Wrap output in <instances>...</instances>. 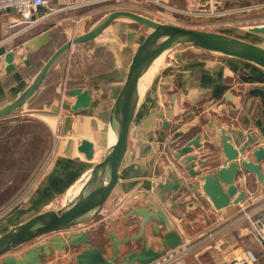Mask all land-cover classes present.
I'll return each mask as SVG.
<instances>
[{
    "label": "crops",
    "instance_id": "crops-1",
    "mask_svg": "<svg viewBox=\"0 0 264 264\" xmlns=\"http://www.w3.org/2000/svg\"><path fill=\"white\" fill-rule=\"evenodd\" d=\"M47 1L49 7L53 9H63L67 6L70 8L63 12L60 11L49 20L18 34L14 32L20 26H13L16 15L14 13L0 15V47H4L5 52H14L13 63L15 65V69L6 74L4 71L6 63L3 55L0 56V109L15 101L30 85L36 75L30 79L29 73L32 72L41 55L43 57V54L48 53L42 63L43 66L53 53L66 43L67 40L61 36L59 31L63 26H73L71 18L81 14H95L97 11L100 14L98 19L102 20L113 11L116 4L140 3L138 0ZM162 1L179 9L184 15L203 11L204 13L201 14L204 18L225 16L221 18V21L218 19L208 20L211 24L220 23L225 28L214 31L250 42L252 41L234 34L233 28L229 25L240 18H248L245 21L249 22L253 15L258 14L254 9L249 8L252 7L250 5L264 2V0ZM248 8L249 10H247ZM213 10L222 11L224 14L215 13ZM45 12H47L45 8L40 9V13ZM236 12L238 13L234 16L233 14ZM254 23V26L264 25V22L262 24ZM78 25L76 30L79 28L78 32L82 35L97 24L87 27L85 24ZM130 25L132 23L129 21L117 19L93 39L94 44H112L115 53L111 63L113 69L96 70L95 76L91 77L89 81L86 79L87 84H76V80L71 81L61 70L68 66L72 69L71 51H67L55 61L44 81L49 74L55 73L53 78L45 84L43 81L38 89L41 91H37L29 99L39 96L45 88H48L45 87L48 86V83L54 85L53 81L57 76L61 77V83H65V87L69 81L68 90L77 87L83 88L92 96L91 105L78 111L70 109L75 97L72 94H66V91L62 104L57 101L50 104L49 112L55 115L58 113L59 117L53 116L57 124L55 122L56 129L52 132H56L57 141L53 144L48 162L49 167L45 169L42 178L30 191L32 196L27 204L31 205L29 211L16 216L19 222L11 227L23 223L45 210L58 207L68 193L80 185L85 173L97 161V156L101 155L107 136L110 108L123 84L131 56L140 42V39H136V36L131 34ZM137 38L140 37L137 36ZM133 41H136L137 44L132 48ZM25 59L29 60L28 65L23 64ZM168 59V62L163 67H158L144 83L131 125L132 137L137 141L139 154L136 155L130 143L119 170L120 183L112 191L104 206L117 205L127 196L130 197L132 203L127 201L119 217L105 225L100 230L101 233H93L94 230H92L90 232L92 234H89L92 245L98 247L104 245L102 248L105 257L109 256L111 252L108 247L110 241H104V237L108 235L107 229L117 233L119 238L132 236L139 232L140 220L134 215L128 216L131 206L155 201L173 227L180 233L182 239L188 237L193 241L204 237L219 217H227L236 212L238 205L216 211L204 196L199 195L200 189L191 190L195 178L188 175L186 161H182L183 157L181 156V159L175 157L176 149L183 146L188 140L193 139L197 134L201 135L200 146L193 148L189 154L196 158L194 166L189 169H200L202 173L212 171L210 167L212 162L214 165L215 157L219 158L218 165H221L224 160L221 137L218 133L219 128L225 129L236 148L244 147L250 152L259 147L264 149V69L244 60L202 51L190 46L173 50ZM58 69L59 71H57ZM61 110L63 114L60 112ZM155 112L160 115L156 116L155 122L146 127L148 119L153 117ZM213 113L216 114L213 115ZM61 114L62 116H60ZM58 118L60 122L57 121ZM69 139L73 145L67 150ZM80 139H87L94 143L96 155L93 161L86 160L82 154L76 151L75 146ZM147 148L149 149L143 153ZM252 160L255 162L253 157ZM198 161L205 163V166L199 165ZM259 163L262 164L264 173V159ZM180 177L186 180V184L180 183L177 189L168 193L166 203L161 205L158 199L159 193H161L157 188L158 183L172 181ZM236 183L240 190L244 189L247 192L244 201L239 205H243L244 202H249L251 199L259 202L264 198V187L259 190V185L251 173L241 170L236 175ZM156 190L157 193H155ZM132 195L136 196L131 197ZM230 208H234L232 213H229ZM11 215L12 213L1 219L0 223L4 224L3 227L10 226L9 220L15 218L8 220ZM261 215L262 212H258L254 218L258 223L260 233L249 224L241 223L238 226V229L243 228L241 233L238 232V229L230 230L221 236V244L217 249L204 246L188 256L186 263L233 264L238 258H246L248 253H251L256 258L255 264H264V220L260 219ZM158 228L161 233L166 231V228L161 224H158ZM7 230L1 232L0 235ZM86 230L88 231V229H84V231ZM145 231L146 235L153 236L150 226H146ZM259 234L262 236V241ZM47 238L48 236L37 238L31 244L12 251V255L19 256L32 244L43 243ZM139 242L132 243V250L137 248L135 244L139 247ZM151 243H153L152 240ZM80 249L81 247H78L76 251L79 252ZM73 254H70V251L54 252L50 258H46L44 264H71ZM0 264H2L1 261Z\"/></svg>",
    "mask_w": 264,
    "mask_h": 264
},
{
    "label": "water",
    "instance_id": "water-1",
    "mask_svg": "<svg viewBox=\"0 0 264 264\" xmlns=\"http://www.w3.org/2000/svg\"><path fill=\"white\" fill-rule=\"evenodd\" d=\"M117 19H124L147 28L149 31L135 48L123 84L110 108L107 136L102 153L85 173L82 182L77 187L79 189L76 188L77 193H71L72 189L58 207L38 213L0 235L2 264H44L46 258H50L54 252L73 250L75 252L71 264H151L160 259L166 251L180 247L183 242L180 233L173 227L155 201L147 204L143 202L140 203L141 205L130 207L128 216L134 215L140 220L138 233L119 238L117 233L107 229L108 235L104 237V241H110L108 247L111 250L107 257L104 256L102 247L92 245L88 231L82 230L63 236L59 233L77 226H85L93 220L102 211L112 191L120 183L119 170L130 143L136 155L139 154L137 141L132 137L131 125L140 100L139 84L156 55L161 53L166 55L179 47L190 46L202 51L244 60L264 69V46L260 44L217 31L161 23L129 10H116L107 14L89 31L59 47L19 97L0 109V118L8 116L26 104L38 91L55 61L64 52L70 50L73 45L95 39ZM249 32L264 36V25L252 26ZM1 55L6 63L4 71L8 74L15 69L14 52H5V48L0 47ZM23 64L28 65L29 60L25 59ZM69 93L75 97L70 107L72 111L86 109L91 105L92 96L86 89L77 87L70 89ZM157 115L160 114L155 112L153 117L148 119L146 127L155 122ZM218 133L221 137L224 160L221 165H218L219 158L215 157V163L213 165L212 162L210 167L212 171L202 173L200 169H189L194 166L196 159L189 154L193 148L200 146V134L177 148L175 157L177 159L183 157L182 161H186L188 175L195 178L191 190L200 189V194H198L204 196L216 211H222L230 206L239 205L247 196V192L244 189L240 190L236 183V175L241 170L254 175L259 190L264 187V173L262 164L259 163L264 159V149L259 147L250 152L244 147L236 148L224 128H219ZM71 145L73 142L69 139L67 150L71 148ZM75 148L86 160L95 159L96 149L93 142L80 139ZM148 149H145L143 153ZM198 164L205 166V163L201 161H198ZM180 183L186 184V180L180 177L158 183L157 188L161 191L158 199L161 205L166 203L167 194L177 189ZM158 224L163 225L166 231L161 233ZM146 226L152 228L153 236L146 235ZM43 236H48L43 243L32 244L19 256L12 255L15 249L31 244ZM154 237L159 248L151 243ZM137 242L140 243L138 248L118 256L122 245ZM78 247H81L79 252L76 251Z\"/></svg>",
    "mask_w": 264,
    "mask_h": 264
},
{
    "label": "rangeland",
    "instance_id": "rangeland-1",
    "mask_svg": "<svg viewBox=\"0 0 264 264\" xmlns=\"http://www.w3.org/2000/svg\"><path fill=\"white\" fill-rule=\"evenodd\" d=\"M138 2L140 3L136 2L130 4H116V7L113 9V11L129 10L140 15H144L147 17L150 16L149 18L159 21L161 23L175 25L181 24L189 28H198L212 31H219L221 29H225L223 26H221L220 23L211 24L210 22H208V20L210 19H218V21H221V18L225 16H208V18H204L203 16H199L201 13H204L203 11L192 12L196 15H184L182 14V11L181 13L176 14L168 9L174 7L164 3L162 0L150 2L138 0ZM261 5H264V2L250 5L252 7L249 8L254 9V11H256L258 14L253 15V17L250 18L249 22L245 21L248 18H240L235 22H231L232 25L229 26L233 28L232 30L234 31V34L245 37L251 40L252 42L264 46L263 35L253 34L249 32V28L254 26V22H257L256 24H262L264 22V6ZM249 8L247 10H249ZM213 12L224 14L222 11L213 10ZM251 12L252 10L250 9V13ZM237 13L238 12L233 15L236 16ZM168 14L171 15L169 18H166L165 16ZM98 15L100 14L96 11L95 14L87 13L78 15L76 17L82 16L84 20L80 22L79 25L85 24V26L87 27L93 24L96 25L98 23L95 22L101 21V19H98ZM167 19H170V21H168ZM76 27L73 28V26H63V28H60L59 32L61 33V36L64 39H66L67 41H71V38L73 36V38H75L81 34L78 32L79 28H77L76 30ZM130 29L131 34H134L136 36V39H140V41L149 31L147 28H143L142 26L133 23L132 25H130ZM137 36L140 38H137ZM133 42L134 43H132V48L135 46V44H137L136 41ZM76 46L77 45H73V49L71 47V49L68 50L71 51V54L69 53L71 59L73 57L72 69L70 66H68L67 68H61L60 66L61 70L65 72V75H67L71 81L76 80L82 84H87L86 79H88L89 81L91 77L95 76V74L93 73H95L96 70H106V67L109 64V68L113 69L111 63L115 53L112 48V44L96 43L95 45H91L89 47H81L79 49ZM171 53L172 51L165 55L162 64L159 66L160 68L168 62V58ZM47 54L48 53L43 54V57L41 55V57L37 60V64L33 67V70L36 67L39 68L42 65L43 61H45ZM33 70L31 73H29L30 79L32 78L33 72L35 71ZM57 71H59V69ZM152 75L153 73H151V76ZM53 82L54 85H50L48 83V86H45L48 88H45L39 96H34L21 108L15 110L6 117L0 118V221L1 219H4L12 213V215L8 217V220L13 217L15 218L9 220L11 223L9 227L19 222V220L16 219V216H18L20 213L22 215V213H26V211H29L28 209L31 205L27 204L29 203V198L32 196L30 191L34 188L36 182H38V180L42 178L45 169H48V162L52 154L53 144H55L54 142L57 141L56 132H52L54 131V129H56V120L53 116L59 117V114L57 113L55 115L54 113L49 112V107L50 104L55 101L60 102V104H62L61 99L63 82L61 83L60 76L55 77ZM63 88L64 90H66L67 87ZM38 91H41V89ZM60 112L63 114L62 110ZM216 113H213V115ZM62 114L60 116H62ZM57 121L60 122V119L58 118ZM97 158L99 157L97 156ZM76 188L77 187H75L73 191L76 190ZM135 196L136 195H132L131 197ZM125 198L128 203H132L130 202L129 196ZM116 206L118 205L103 206L102 211L93 220L85 224L88 227L87 229L89 231V234H92L90 233L92 230H94L93 233H101L100 230L105 225L110 224L113 219L115 220L119 217L124 206L119 212L112 214ZM233 211L234 208L229 209V213H232ZM3 226L4 224L0 223V233L9 228ZM184 240L190 241L191 238L185 237ZM152 242V245L154 247L159 248L155 237L152 238ZM204 246H207V244L205 243L202 246H198L196 250H200ZM102 247H104V245ZM135 247L138 248V245L135 244ZM132 248V243L122 245V247L118 251V256L120 257L122 254L128 253L132 250ZM106 250L108 249L106 248ZM70 252V254H72L74 253V250ZM168 252L169 251H166L162 256L166 255ZM186 259H184L185 264H187Z\"/></svg>",
    "mask_w": 264,
    "mask_h": 264
},
{
    "label": "built area",
    "instance_id": "built-area-1",
    "mask_svg": "<svg viewBox=\"0 0 264 264\" xmlns=\"http://www.w3.org/2000/svg\"><path fill=\"white\" fill-rule=\"evenodd\" d=\"M143 1H156V0H143ZM165 7V6H164ZM45 8L47 12L40 13V9ZM70 7L67 6L63 9H53L50 8L48 5L47 0H0V15L8 14V13H14L16 15V18L14 20L13 26L19 27L17 31L14 33H22L26 30L32 29L35 26H37L39 23L49 20L54 14L60 12V11H66ZM168 8V7H166ZM173 13H181V11L174 9V8H168ZM171 14L166 15V18H169ZM199 16H202L200 14ZM165 18V19H166ZM84 18L81 17H73L70 19L73 28L77 26L80 22H82ZM170 21V19H167ZM74 32V31H73ZM65 84L62 85V99L63 100L65 96L64 88ZM126 200V198H125ZM123 201V203L125 202ZM116 206L115 210L112 212V214L117 213L121 210V208L124 206V204ZM258 212H262V215L260 216V219L264 220V198L260 202H256L254 200H249V202H244L243 205H238V208L236 212L230 216L227 217H219L215 225L212 226V228L205 233L204 237H200L198 240H183L182 245L176 249L169 250V252L162 256L160 259L154 261L151 264H185L184 259L186 257L192 255L198 246H202L203 244H207V247L210 246L213 249H217V247L220 246V240L221 236L230 230H237L239 225L242 223L249 224L250 227H252L255 231L258 233L260 228H258V223L256 221L255 215ZM216 226V227H215ZM215 227V228H214ZM87 226H77L73 229V232L82 231L84 229H87ZM214 228V229H213ZM243 228L238 229V232L241 233ZM63 232L59 233L61 235ZM260 239L262 241V236L259 234ZM212 245V246H211ZM256 258L251 254L248 253L246 258H238L233 264H255Z\"/></svg>",
    "mask_w": 264,
    "mask_h": 264
},
{
    "label": "bare ground",
    "instance_id": "bare-ground-1",
    "mask_svg": "<svg viewBox=\"0 0 264 264\" xmlns=\"http://www.w3.org/2000/svg\"><path fill=\"white\" fill-rule=\"evenodd\" d=\"M74 37V36H73ZM73 37L71 39H73ZM164 57H165V53H161V54H158L154 57V59L152 60L147 72L143 75L142 77V80H141V83L139 84V91L141 93L142 89H143V86H144V83L147 82L148 78L151 76V73H154L155 70L158 69V67L162 64L163 60H164ZM63 101V100H62ZM61 101V102H62ZM106 139V138H105ZM106 141V140H105ZM96 155V154H95ZM79 189V188H77ZM74 190L72 191L71 193H77L78 190Z\"/></svg>",
    "mask_w": 264,
    "mask_h": 264
},
{
    "label": "trees",
    "instance_id": "trees-1",
    "mask_svg": "<svg viewBox=\"0 0 264 264\" xmlns=\"http://www.w3.org/2000/svg\"><path fill=\"white\" fill-rule=\"evenodd\" d=\"M144 28V27H143ZM91 45H95L94 44V42H93V40H90V41H88V42H85V43H82V44H77V47H79V48H81V47H89V46H91ZM184 47H187V46H184ZM75 61H76V58H75ZM71 63H72V66H73V57H72V59H71ZM70 63V64H71ZM110 64L106 67V70H109L110 68ZM42 68V65L38 68V67H36L33 71V75H32V77H34L35 75H37V73L40 71V69ZM94 74H97V72H95ZM53 75H55V73H51V74H49V76L46 78V80L44 81V83L43 84H45V83H47L50 79H52L53 78ZM70 83H69V81L67 82V89H66V94H70L69 93V90H68V85H69ZM76 84H82V83H80V82H78V81H76ZM69 89H70V87H69Z\"/></svg>",
    "mask_w": 264,
    "mask_h": 264
},
{
    "label": "flooded vegetation",
    "instance_id": "flooded-vegetation-1",
    "mask_svg": "<svg viewBox=\"0 0 264 264\" xmlns=\"http://www.w3.org/2000/svg\"><path fill=\"white\" fill-rule=\"evenodd\" d=\"M124 200H125V199L121 200V202H120L119 204H117V205H121V204L123 203ZM126 202H127V200H125V202H124L123 204L125 205ZM128 205H129V204H128ZM62 232H63V233L61 234V236L66 235V234H69V233H76V232H73V229H67V230L62 231ZM88 233H89V231H88Z\"/></svg>",
    "mask_w": 264,
    "mask_h": 264
}]
</instances>
